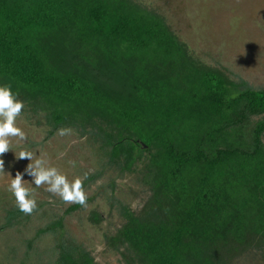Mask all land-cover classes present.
Listing matches in <instances>:
<instances>
[{"label":"trees","instance_id":"16d2710c","mask_svg":"<svg viewBox=\"0 0 264 264\" xmlns=\"http://www.w3.org/2000/svg\"><path fill=\"white\" fill-rule=\"evenodd\" d=\"M5 85L22 115L45 113V141L71 128L98 137L122 172L148 161L159 214L123 209L116 240L126 264H225V245L248 233L264 241V90L200 65L157 13L134 0H0ZM101 177L88 175L84 189ZM5 213L0 231L33 215ZM63 221L42 228L29 250L58 239ZM48 264L95 262L62 236Z\"/></svg>","mask_w":264,"mask_h":264},{"label":"rangeland","instance_id":"374dc122","mask_svg":"<svg viewBox=\"0 0 264 264\" xmlns=\"http://www.w3.org/2000/svg\"><path fill=\"white\" fill-rule=\"evenodd\" d=\"M134 2L161 16L200 65L219 71L232 82L241 78L253 88L264 90V0ZM16 126L26 139L11 138L10 150L0 155L4 162V171H0V228L5 222V211L17 206L8 188L18 172L26 186L34 189L38 206L23 225L0 231V264H48L52 249L62 236L80 244L95 264H126L122 257L125 250L116 240L127 223L123 209L145 219L159 214L146 175L148 161L145 159L132 172H122L109 163L108 153L102 149L98 137L82 136L73 129L71 135L61 137L57 132L45 141L50 125L42 112L35 116L27 110L17 118ZM88 131L98 129L88 127ZM21 152L31 153L33 162L39 158L47 160L69 180L84 178L85 173L87 176L102 173V177L85 188L87 205L68 214L67 210L76 203H66L49 193L45 190L47 185L36 188L34 177L26 171L32 161L19 158ZM61 217L64 229L58 239L45 238L34 245L37 254L30 251L28 240ZM28 252L32 253L30 260L25 259ZM220 256L225 264H264V241L248 233L245 243L225 245Z\"/></svg>","mask_w":264,"mask_h":264},{"label":"clouds","instance_id":"9594fccd","mask_svg":"<svg viewBox=\"0 0 264 264\" xmlns=\"http://www.w3.org/2000/svg\"><path fill=\"white\" fill-rule=\"evenodd\" d=\"M17 96L18 93L14 94L10 85L0 86V155L10 150L11 138L26 139L24 132L16 126L17 118L25 107L24 102L17 99ZM72 132L71 128H60L57 134L63 137L71 135ZM19 158H29L32 161L26 171L34 177L36 188L47 185L45 190L59 196L64 202L87 205V193L83 186L87 173L84 178L69 180L66 174L55 166H50L43 158L33 162L32 154L25 152H21ZM3 165V160H0V171H4ZM25 182L23 175L18 172L15 178L11 179L8 190L14 195L18 209L30 215L38 205L34 189L26 186Z\"/></svg>","mask_w":264,"mask_h":264}]
</instances>
